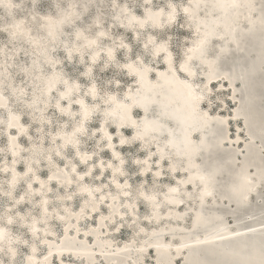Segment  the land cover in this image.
I'll list each match as a JSON object with an SVG mask.
<instances>
[{
	"label": "snow or ice",
	"instance_id": "snow-or-ice-1",
	"mask_svg": "<svg viewBox=\"0 0 264 264\" xmlns=\"http://www.w3.org/2000/svg\"><path fill=\"white\" fill-rule=\"evenodd\" d=\"M0 264H264V0H0Z\"/></svg>",
	"mask_w": 264,
	"mask_h": 264
},
{
	"label": "rangeland",
	"instance_id": "rangeland-1",
	"mask_svg": "<svg viewBox=\"0 0 264 264\" xmlns=\"http://www.w3.org/2000/svg\"><path fill=\"white\" fill-rule=\"evenodd\" d=\"M241 127H242V125H241Z\"/></svg>",
	"mask_w": 264,
	"mask_h": 264
}]
</instances>
